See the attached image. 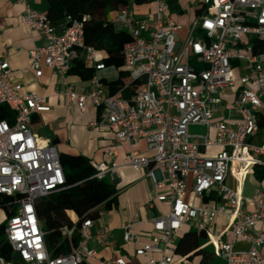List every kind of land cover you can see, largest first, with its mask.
<instances>
[{
  "label": "built area",
  "instance_id": "1",
  "mask_svg": "<svg viewBox=\"0 0 264 264\" xmlns=\"http://www.w3.org/2000/svg\"><path fill=\"white\" fill-rule=\"evenodd\" d=\"M16 1L30 33L42 39L29 49L28 68L37 77L50 69L64 86L54 94L65 95L80 111L89 100L98 113L88 127L113 133L104 151L109 160L90 161L93 177L113 178L117 150L126 147L127 165L147 170L155 199L167 208L152 219L153 240L139 243L131 259L100 256L97 248L109 246L112 232L107 226L93 229L95 220L88 217L81 221L75 243V224L59 228L69 250L52 255L35 201L62 189L65 175L57 147L32 129L33 114L49 106L45 96L23 92L22 85L10 79V51L2 45L0 105L14 117L11 122L0 120V195L9 197L0 203V225L19 262L0 256V264H175L173 252L182 227L203 232L205 245L226 264H264V232L256 227L264 220V185L255 186L250 197L241 188L256 165L264 166V142L253 140L264 97V50L255 47L264 42V0H196L200 13L183 39L178 37L183 26L168 12L167 0H147L153 5L149 15H137L132 7L115 12L112 23L130 36L122 49V69L137 83L127 98L121 91L128 83L111 94L100 81L98 71L105 66L96 59L95 49L84 44L83 20L67 16L68 25L55 27L31 0ZM81 56L85 66L96 71L88 90L76 93L65 77ZM236 81L232 106L238 119H214ZM190 126L203 130L191 133ZM141 140L149 155L135 148ZM211 146L219 150L204 153ZM217 215H226L228 222L212 230ZM72 220L78 216L72 214ZM122 239L138 242L139 236L127 224ZM155 251L157 258L152 256Z\"/></svg>",
  "mask_w": 264,
  "mask_h": 264
},
{
  "label": "crops",
  "instance_id": "2",
  "mask_svg": "<svg viewBox=\"0 0 264 264\" xmlns=\"http://www.w3.org/2000/svg\"><path fill=\"white\" fill-rule=\"evenodd\" d=\"M30 4L35 9L44 12L45 4L42 0H31ZM175 4L179 6V10H174L176 14L173 15L168 4L167 9L171 16L183 26L178 31V37L183 39L190 24L186 25L188 17L184 15L186 8L185 1L175 0ZM148 8V11H145L141 15H149L153 9V5L150 3V7ZM196 10H199L197 5L191 11L193 16L196 15ZM21 12L22 6L16 0H0V50L2 45H6L9 48L10 79L20 83L23 92L32 91L46 97L49 110L37 112L33 115L34 122H32V129L43 140L50 142L52 139H56L54 145L57 147L59 153H69L71 151L72 153L70 154H82L90 161H108V156L104 151L112 144V131L107 128L88 127V123L97 117V107L89 100H86L84 111H80L77 104L69 102L65 95L57 96L54 94L55 88L58 87L60 90H63L64 86L62 80L50 69L44 68L42 75L37 77L34 71L28 68L29 49L33 45L41 44L42 39L38 35L30 33L21 18ZM114 14L111 13V17ZM101 54V51L97 52L95 50V56L98 61ZM119 69L115 66H105V68L98 71V75L101 78L112 80L117 77ZM65 81L73 87L76 93L86 92L89 88V79L82 80L76 75L67 74ZM238 86V81H236L232 88L227 89L224 102L217 107L214 119L228 122L238 119V113L232 106ZM257 114L259 128L253 140L256 143H261L264 142V97H262V105ZM135 148L142 155L150 154L147 152L146 145L142 140L135 145ZM126 150V147L118 148V154L115 158L118 165L116 175L112 178L110 174H107L105 177L117 189L118 207L110 211H102L93 226V229H96L98 226H107L111 229L109 246L97 248L98 254L107 258L115 255L126 259L133 258L134 249L139 243H148L153 240L155 233L153 231L152 219L160 211H165L167 208L165 203L155 199L153 181L147 175V170L133 169L127 165ZM218 150L217 146H211L206 148L204 153L213 155ZM256 166L264 167L262 165ZM249 176L254 180V187L264 185V181L257 180L254 177V172ZM229 184L233 187L235 186L233 179H230ZM241 188L243 190V184ZM227 222L228 217L226 215H217L211 228L212 230H221ZM127 224H130L132 232L138 234V242L126 243L123 241V227ZM256 227L264 232V220L259 221ZM189 230L192 229L182 227L175 247L181 236ZM200 248L210 253L213 252L212 249L209 250L208 246L205 245V240L200 245ZM262 252H264V248H262ZM152 256L155 258L159 257L158 251L153 252ZM173 257L175 264H197L202 255L196 254L192 258H188V255H180L173 252ZM206 264L226 263L223 259L213 256Z\"/></svg>",
  "mask_w": 264,
  "mask_h": 264
},
{
  "label": "trees",
  "instance_id": "3",
  "mask_svg": "<svg viewBox=\"0 0 264 264\" xmlns=\"http://www.w3.org/2000/svg\"><path fill=\"white\" fill-rule=\"evenodd\" d=\"M45 4L44 13L55 27L68 25L67 16L83 20V41L87 46H92L97 52L101 51L99 62L103 66H115L120 68L115 79L101 78L107 91L111 94L128 83L126 89H122L121 96L129 97L137 88L136 82H130L128 73L122 69L123 46L130 41L129 34L117 27L111 21V13L127 9L133 5H140L147 0H42ZM171 9L179 10L175 0H167ZM196 15L200 10L195 11ZM258 50H264V42H256ZM94 68H87L81 57L75 59L68 71L69 75H76L82 80H88L94 73ZM35 114V113H34ZM33 114V115H34ZM13 112L6 106L0 105V120H13ZM34 122V116H32ZM50 143H56L52 139ZM60 162L64 170L65 185L62 189L48 193L35 201L36 215L44 233L45 243L52 255L65 254L69 250L68 241L60 235L59 228L75 224L73 242L78 239L77 229L85 218L97 220L102 211H110L118 207L117 189L107 179H96L90 160L82 154L59 153ZM254 177L264 181V167L256 166ZM9 197L0 195V203L7 202ZM72 214L78 216V220H72ZM203 232L196 230L186 231L179 239L175 254L194 255L202 257L197 264H206L213 256L210 252L200 248L204 243ZM191 253V254H190ZM0 256L18 263V256L12 252L10 245L2 233L0 225Z\"/></svg>",
  "mask_w": 264,
  "mask_h": 264
},
{
  "label": "rangeland",
  "instance_id": "4",
  "mask_svg": "<svg viewBox=\"0 0 264 264\" xmlns=\"http://www.w3.org/2000/svg\"><path fill=\"white\" fill-rule=\"evenodd\" d=\"M178 1H182V2L185 1L186 8L184 10V15H186L188 17V20L186 22V25H188L194 19V16H193V14H191V11L193 8L196 7L197 2H196V0H178ZM147 4H148V2L142 3L140 5H133L132 7H133V9H135L134 11L137 15H141L142 13H145V11H148V9H149L148 7H150V3L148 5ZM136 6H139V7H136ZM171 11H172L173 15L176 14L174 9H171ZM202 130H203V128L200 126H190V128H189V131L191 133L202 132ZM69 153H72V152L70 151ZM253 188H254V180L251 176L248 175L243 182L244 195L246 197H250L253 193ZM208 248H209V250L212 249V251H213L212 246H208Z\"/></svg>",
  "mask_w": 264,
  "mask_h": 264
}]
</instances>
